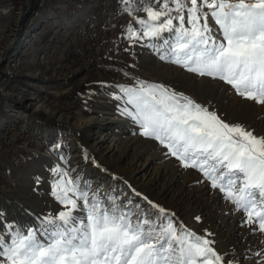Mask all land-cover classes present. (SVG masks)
<instances>
[{
  "label": "snow or ice",
  "instance_id": "snow-or-ice-1",
  "mask_svg": "<svg viewBox=\"0 0 264 264\" xmlns=\"http://www.w3.org/2000/svg\"><path fill=\"white\" fill-rule=\"evenodd\" d=\"M156 3L137 9L146 19H136L139 28L129 25L131 39H146L159 59L223 81L235 95L264 105V0ZM120 92L130 106L121 114L140 135L198 170L242 214V225L264 234V134L161 84L140 82ZM53 174L59 179L52 194L64 210L44 218L43 240L32 229L10 233L7 242L0 235V264H231L213 247L211 234L175 225L151 201L158 215L125 210L111 197L106 202L99 189L90 194V185L82 188L79 177L58 166Z\"/></svg>",
  "mask_w": 264,
  "mask_h": 264
},
{
  "label": "rangeland",
  "instance_id": "rangeland-1",
  "mask_svg": "<svg viewBox=\"0 0 264 264\" xmlns=\"http://www.w3.org/2000/svg\"><path fill=\"white\" fill-rule=\"evenodd\" d=\"M8 1L10 2V12L0 16V55L2 56L0 78L4 75L8 76V86L12 79H17L22 73L24 76L35 77L44 83L33 84L35 88L31 92L37 90L36 98L34 96L29 97L28 104L24 108L17 107L16 103L14 105L10 103L15 118L20 117L24 125L15 133L10 132L8 134L10 135L9 139L15 141L19 134L25 133L28 129H34L33 131L40 136L32 138L35 143L32 145L30 141L23 140V137L17 139L16 144L22 148L23 152L17 155L16 165L10 167L6 178L0 184V235L4 237L5 241H8L10 233L27 232L29 229L37 232L38 239H45L42 224L44 218L64 210L52 194L53 181L59 179L53 174V169L57 166L68 171L73 179L79 177L82 188L85 185H90V194L99 189V194H102L101 196L105 198L106 202L107 198L111 196L117 201L116 204H119L118 201L122 200L123 197L126 198L129 194L133 196V189L130 190L126 184L131 183L134 179H129L130 176L126 170L134 162L133 157H137L134 155L143 153V163L147 164L146 158L155 152L154 155L156 156L154 157L156 158H152L153 161H151L153 163L151 174L167 170V176L175 177L177 181L172 188L167 187L166 193L160 195L156 192L162 188L165 182L156 179L155 187L148 186L143 192L137 191L140 192L139 197H142V200H139L147 202L144 199L147 197L152 203L164 208L175 225H183L185 229L197 235L211 234L207 235V238L215 242L213 247L217 252L224 254L225 261H231V264H264V234L251 231L248 225H242V214L235 211L234 206L224 199L223 194L218 189H213L198 170L189 167L188 171L175 157L166 155L167 149L161 146L158 141L139 134L141 130L138 125L131 118L121 114L122 108L129 107L130 109V106L124 103V94L120 92V89L135 88L140 82H147L164 85L173 92L183 93L185 96L191 97L197 103L208 104L207 100L214 98L219 101L223 107L221 109L226 114L230 113V117L226 115L227 119L243 121L247 125H253L255 117L264 121V105H257L254 101H247L235 95L229 91L230 86L223 81L198 76L179 65L159 59L155 49L149 46V41L146 39H133L135 40L134 43H138L137 46L134 45L133 54L127 55L125 53L123 56L122 53L112 52L111 44L107 42L108 37L111 36L108 35V31H105L106 33L104 32L100 39L96 38L94 43L86 44V41L94 36L96 30L85 33L78 30L77 36L73 37L72 40L64 39L62 44L55 42V46L51 47L52 54L50 56L53 57V63L57 62L56 74L44 77L41 74V68L37 66L38 63L41 64V61H44L48 50L44 52L38 63L29 68V73H27L23 66L27 64L30 57H33L38 48L36 46L48 40L47 33L50 25H44L39 30L37 29L38 23H33L34 16L27 20L26 15L23 19L25 24L23 29L22 17L26 9V0ZM136 2L144 3V6L159 7L156 0H138ZM37 8L35 15L43 9L39 10V6ZM103 14L106 25L109 20L113 21L111 23L123 24L132 15L123 16L117 22L110 16L107 9L103 11ZM142 18L146 19L145 13ZM209 24L215 27L210 17ZM36 29L37 31H35ZM34 32L36 33L34 34ZM164 35L167 36L168 34L165 33ZM23 39L27 40V44L23 45L16 53V47L21 41L23 42ZM48 41L54 42L52 39ZM71 44L77 45L74 52L68 50L70 48L68 45ZM102 45L104 50L110 52L107 53V58L113 60L100 61V48L98 46ZM13 46V51L8 54ZM33 46L36 50L33 49ZM25 53H28V56H25ZM6 54L10 59L5 62ZM18 57L23 61V64L18 65L15 75L13 65H17V61H20ZM34 62V60H30L29 63ZM177 80H182V84L186 87L176 86L175 81ZM197 80L202 82L211 80L209 85L213 86L208 87L203 83L202 85H195L196 92L194 90L188 91L187 86ZM16 87L13 96L17 100H21L25 88L23 85ZM118 95L122 97L121 100L115 99ZM209 105V110H213L211 104ZM221 109L215 110L220 114ZM29 115L40 123L44 122L43 126H36ZM93 116L107 119L106 122H103V124L109 123L106 125L108 130L105 132L110 138L115 139L116 145L122 146L121 154L116 151L114 154L111 152L103 155L97 150L98 148L93 144L94 140L90 133V127L83 126L80 122L83 117ZM53 120L61 123L60 125L65 129L64 133L60 132L59 135L54 131V136H48L47 130L43 128L47 127V124H54L51 123ZM95 126L98 128L99 125L95 124ZM255 130L264 132V126L257 127ZM6 132L0 131V139L7 135ZM38 139H43L41 140L43 143L39 144ZM186 172L190 173V178L186 177ZM110 181L112 182L110 188L108 190L103 189V186ZM113 185L122 188L121 192L112 193L110 191L109 194V190L114 188ZM168 191L169 196H167ZM175 192L198 199V202L191 207L182 206V203H179L177 199L175 200ZM139 200L133 199L134 203L129 205L127 209L138 211ZM221 203L229 204L232 208L229 211L220 209L222 208ZM145 206L149 207V204L147 203ZM149 208L153 209L152 207ZM154 210L157 211V209ZM176 217H179L180 220ZM233 224L236 225L234 232L233 229L230 231ZM215 232L222 234L221 239L217 237L218 234L214 235ZM254 234L257 236V240L252 239Z\"/></svg>",
  "mask_w": 264,
  "mask_h": 264
},
{
  "label": "crops",
  "instance_id": "crops-1",
  "mask_svg": "<svg viewBox=\"0 0 264 264\" xmlns=\"http://www.w3.org/2000/svg\"><path fill=\"white\" fill-rule=\"evenodd\" d=\"M138 0H129L128 3H125V0H50L47 6H45L37 15H34L33 23H38L39 27L37 29H41L44 25L49 26L48 40L52 39L54 42L50 43L48 40L44 43H41L37 50L35 46L33 49L36 50L34 52L33 57L28 59L27 64H24V68L29 73L28 70L31 66H34L41 60V56L44 54L45 51L48 50L46 53V57L44 61H41V64L38 63L37 66L41 68V74L44 77H48L50 75L56 74V64L57 62L53 63V57L51 58V47H54L55 42L63 43L64 39L72 40L73 37L77 36V31L81 30L82 32H91L95 31L94 36L90 37L89 41H86V44L94 43L96 38H99L103 35L105 31H108L107 42L111 44V51L117 54L122 53L123 56L126 53L133 54L134 52V45L137 46V42L129 37L128 28L129 25H132L134 28H139V25L136 24V19L142 18L144 16L143 11H137V9H142L144 7V3H137ZM112 4V5H109ZM146 6V5H145ZM126 8L132 9V15L126 19L123 24L120 23H111L113 21L109 20L107 25L105 21V16L103 11L105 9L108 10V13L114 20L117 22L123 16H128L129 12L125 11ZM102 24L103 26H101ZM123 25V26H122ZM37 29L35 31H37ZM36 32H34L35 34ZM106 33V32H105ZM113 33V34H112ZM119 33V35H118ZM91 34V33H90ZM35 36V35H34ZM83 39V38H82ZM85 43V42H84ZM70 48L68 50L70 52H74V48L77 46L68 45ZM99 49V59L100 61H111L113 59L107 58V53H110L107 50L103 49L102 46H98ZM30 48V44H29ZM136 50V49H135ZM104 51V52H103ZM111 52V53H112ZM24 53V52H22ZM105 54V55H104ZM77 55V54H76ZM25 56H28V53H25ZM19 58V57H18ZM20 61H17V65H13V70L15 73L16 68L18 65L23 64V61L19 58ZM30 60H34L35 62L30 64ZM49 61V62H48ZM48 62V63H47ZM111 73V71H110ZM16 75V73H15ZM23 74L20 73L17 79H12L10 84L6 87L3 93H0V131H7V135L3 136L0 139V184L3 179L6 178L7 171L10 167L15 166L17 162V155L20 152H23L21 147H18L16 144L17 139L19 140L23 137V140L30 141V144H35L32 138L37 137L39 134L34 132V129H28L25 133L19 134V137H15V141L9 139L8 135L10 132L15 133L18 129H20L24 123L20 117L15 118V114L13 113V109L10 107V103L15 102L17 107L24 108L26 104H28L29 97H35L36 92L34 91V83H41L39 79L30 76H22ZM15 78V77H14ZM24 78V79H23ZM19 81V82H16ZM48 81V80H47ZM44 83V82H43ZM24 86V94L21 100H17L15 96H13L14 91L16 90V86ZM39 91V90H38ZM35 100V99H34ZM28 108V107H27ZM33 112V111H32ZM29 118L31 116L29 115ZM32 119V118H31ZM13 120V122H12ZM36 126H43L39 121L32 119ZM21 123V124H20ZM54 124H47V127H44V130H47L48 136H54V131L56 134L60 135L64 133L65 129L61 123H57L53 120ZM13 128V129H10ZM35 133V134H34ZM37 134V135H36ZM40 136V135H39ZM38 138V137H37ZM41 140L38 139V143H43Z\"/></svg>",
  "mask_w": 264,
  "mask_h": 264
},
{
  "label": "bare ground",
  "instance_id": "bare-ground-1",
  "mask_svg": "<svg viewBox=\"0 0 264 264\" xmlns=\"http://www.w3.org/2000/svg\"><path fill=\"white\" fill-rule=\"evenodd\" d=\"M35 1V0H34ZM50 2V0H37V6H39V10L40 9H42V8H44L45 6H47L48 5V3ZM8 12H10V2L8 1V0H0V16H3V15H5L6 13H8ZM24 15V14H23ZM23 19H24V17H22V24H23V26H22V28L24 29V27H25V24H24V22H23ZM30 25H32V24H30ZM29 27V26H28ZM22 30V29H21ZM20 34H21V32H20ZM19 34V35H20ZM25 44H27V40H25V39H23V42L21 41L20 43H19V45L16 47V53L23 47V45H25ZM13 49H14V46L12 47V50H11V52L13 51ZM10 52V53H11ZM10 53H8V54H10ZM8 54H6V56H5V62L8 60V59H10L9 57H8ZM2 60V56L0 55V61ZM161 69V68H160ZM8 70V69H7ZM171 73V72H170ZM173 73V72H172ZM180 75V74H179ZM166 76V75H165ZM189 77V76H188ZM183 78V77H182ZM8 76H6V75H4V76H2L1 78H0V93H3V92H6L5 91V89H6V87H7V84H8ZM180 80V79H179ZM179 80H177V81H175L176 83V86H178V87H186V85H184V84H182V80L181 81H179ZM6 81H7V83H6ZM207 81V82H206ZM208 81H209V83H208ZM192 82V81H191ZM190 82V83H191ZM210 82H211V80H205L204 82H202V81H200V80H197V81H195V82H193L192 84H190L189 86H187V89H188V91L189 90H194L195 91V85H202L203 83H204V85H206V86H208V87H211V86H213V85H209L210 84ZM184 83H185V81H184ZM203 90V89H202ZM180 91V90H179ZM178 91V92H179ZM197 91V90H196ZM195 91V92H196ZM181 92H183V91H181ZM220 92V91H219ZM194 93V92H193ZM4 94V93H3ZM191 95V94H190ZM203 98V97H202ZM228 98V97H227ZM200 99V98H199ZM211 99V98H210ZM207 100V103L208 104H211V105H214L215 106V109H218V110H220L221 109V105H220V103H219V101L216 99H214V98H212L211 100ZM233 99V98H232ZM235 99V98H234ZM225 100H226V98H225ZM228 100V99H227ZM230 100V99H229ZM232 101H234V100H232ZM226 102V101H225ZM224 102V103H225ZM219 103V104H218ZM222 104V103H221ZM228 104V103H227ZM240 105H242V104H240ZM30 107V106H29ZM32 107V106H31ZM227 107V106H226ZM223 108V107H222ZM263 108V107H262ZM225 109V108H224ZM222 111V112H221ZM221 113L220 114H223L225 117H227V116H229L230 117V113L229 114H226V112H224V110L223 109H221ZM232 111V110H231ZM235 111V110H234ZM229 112V111H228ZM252 113V112H251ZM259 114H261V113H259ZM262 114H263V112H262ZM227 115V116H226ZM230 119V118H229ZM254 120V122H253V125H249L251 128H253V129H257V127H259V128H261V126H264V121H262L261 119H257L256 117H255V119H253ZM107 121V119H105L104 117L102 118V117H100V116H93V117H83L81 120H80V122H81V124L83 125V126H87V127H90V133H91V135L93 136V140H94V145L98 148L97 150L101 153V154H107V153H111L112 152V154H114L116 151H118L119 153L121 152V149H122V146L121 145H116L115 144V139L114 138H110V136L108 135V133H106L105 131H107L108 129L106 128V125L107 124H109V123H104L103 124V122H106ZM127 122V121H126ZM95 124H97V125H99L98 126V128H96V126H95ZM262 129H263V127H262ZM261 130V129H260ZM258 131V132H260L261 134H264V132H261V131ZM92 131H94V132H92ZM135 141V140H134ZM132 144H134V143H132ZM125 147V146H124ZM132 147V146H131ZM134 147V146H133ZM124 150V149H123ZM126 150V149H125ZM153 152V151H152ZM146 153V152H145ZM121 154V153H120ZM136 154V153H135ZM147 154V153H146ZM154 154H155V152H154ZM154 154H152V155H148V157L146 158L147 159V161L146 162H148L147 164H145V163H143V153L142 154H139V155H134V156H137V157H133L134 158V162H132V164H131V166L129 167V169H127L126 170V173H128L129 174V179H131V180H133L134 179V181H131V183H128V184H126V186L127 187H130L129 189L130 190H132V192H133V196H131L130 194L125 198V197H123L122 198V200H119L118 201V205H122V206H124L125 207V210H127V207L129 206V205H132L134 202H133V199H136V201L137 200H139V199H141L142 197H139V196H137L136 195V193H140V192H137V191H144V189L146 188V187H148V186H150L151 188H153V187H155L156 186V179H159V180H164V185L162 186V188L161 189H159V191H157L156 193H158V194H164V193H166V189H167V187H173V184L177 181V178H175V177H173L172 178V176H167V173H166V171H164V170H162V171H160V172H158L157 174H151V171H152V162L151 161H153L152 160V158H156V157H154V156H156V155H154ZM109 158H112V157H110L109 156ZM151 168V169H150ZM166 169V168H165ZM170 169V168H169ZM188 169V168H187ZM188 171H189V169H188ZM170 174V173H169ZM186 174V177H189L190 178V176H189V172L187 173H185ZM193 174V173H192ZM183 176V175H182ZM184 177V176H183ZM182 177V178H183ZM192 177V176H191ZM185 179V178H184ZM185 180H187V179H185ZM193 180V179H192ZM197 180V179H196ZM184 183V182H183ZM111 184H112V182L110 181V182H107L104 186H103V189H105V190H108L110 187L109 186H111ZM185 184V183H184ZM183 184V185H184ZM193 184V183H192ZM114 186V188H113V190L111 189V190H109V194H110V191L112 192V193H114V192H118V193H120L121 192V189L122 188H120V187H118L117 185H113ZM120 186V185H119ZM107 188V189H106ZM209 188V187H208ZM135 189V190H134ZM155 190V188L153 189V191ZM173 190V189H172ZM206 191V190H205ZM171 192V191H170ZM131 193V192H130ZM108 194V193H107ZM102 195V194H101ZM170 194H169V191L167 192V196H169ZM107 196V195H106ZM137 196V197H136ZM203 196V195H202ZM111 197V196H110ZM171 197V196H170ZM211 197V196H210ZM125 198V199H124ZM147 198V197H146ZM150 198V197H149ZM158 198V197H157ZM174 198H175V200L177 199V201L179 202V203H182V206H184L185 205V207H191V206H193L194 205V203H197L198 202V199H194V198H191V196H186V195H184V194H182V193H180V192H175L174 193ZM172 199V198H171ZM142 200V199H141ZM141 200H139L140 202H139V204H138V207H139V210L140 209H143V210H145L146 212H152V213H155V214H157V211H155L154 209H150L149 207H151V205H150V203H149V201L150 200H148V198L147 199H145L147 202H142ZM144 200V199H143ZM210 200V199H209ZM213 200V199H212ZM129 201H130V203H129ZM200 201V200H199ZM208 201V200H207ZM115 202H117V201H115ZM214 202V201H213ZM218 202V201H217ZM220 202V201H219ZM147 203L149 204V207H147V206H145V205H147ZM218 204V203H217ZM216 206V205H215ZM221 206H222V208H220V209H227L228 211H229V209L230 208H232V207H230L229 206V204H226V203H221ZM221 211H223V210H221ZM177 212V211H176ZM210 212V211H209ZM222 213V212H221ZM179 214V213H178ZM220 214V213H219ZM227 214V213H226ZM177 215V214H176ZM203 215V214H202ZM200 216V215H199ZM223 216V215H222ZM238 216V215H237ZM236 217V216H235ZM178 220H180L179 219V217H176ZM204 218H206V217H204ZM229 219V218H228ZM206 220V219H205ZM238 222V221H237ZM217 225V224H216ZM236 225H234L233 224V226H231V228H230V231L233 229V232L235 231V229H236V227H235ZM220 233V232H219ZM236 233V232H235ZM218 233H214V235H217ZM219 235V236H218ZM217 235V237L219 238V239H221V235L222 234H218ZM235 235V234H234ZM227 236V235H226ZM260 236V235H259ZM261 237V236H260ZM225 238V237H224ZM252 239H254V240H257V236H255V234H254V236H252ZM262 239V238H261ZM223 240V239H222ZM227 240H229V239H227ZM221 242H223V241H221ZM227 242V241H226ZM220 243V242H219ZM229 243V242H228ZM259 243V242H258ZM261 244V243H260ZM262 246V245H261ZM226 247V246H225ZM227 249V248H226ZM225 250V249H224ZM257 250V249H256Z\"/></svg>",
  "mask_w": 264,
  "mask_h": 264
},
{
  "label": "water",
  "instance_id": "water-1",
  "mask_svg": "<svg viewBox=\"0 0 264 264\" xmlns=\"http://www.w3.org/2000/svg\"><path fill=\"white\" fill-rule=\"evenodd\" d=\"M32 6H33V0H26V9H25V11H24V15H23V17L26 16V15L31 11ZM17 39H18V38H17ZM11 50H12V48L8 51V53H10ZM5 60H6V59H5ZM12 104L14 105L15 102H12ZM94 165H97V164L94 163Z\"/></svg>",
  "mask_w": 264,
  "mask_h": 264
},
{
  "label": "trees",
  "instance_id": "trees-1",
  "mask_svg": "<svg viewBox=\"0 0 264 264\" xmlns=\"http://www.w3.org/2000/svg\"><path fill=\"white\" fill-rule=\"evenodd\" d=\"M37 5H36V0L34 1L33 0V6H32V9H31V11L27 14V17H26V19L28 20V19H30V18H32L34 15H35V12L37 11Z\"/></svg>",
  "mask_w": 264,
  "mask_h": 264
},
{
  "label": "built area",
  "instance_id": "built-area-1",
  "mask_svg": "<svg viewBox=\"0 0 264 264\" xmlns=\"http://www.w3.org/2000/svg\"><path fill=\"white\" fill-rule=\"evenodd\" d=\"M6 83H7V81H6Z\"/></svg>",
  "mask_w": 264,
  "mask_h": 264
}]
</instances>
